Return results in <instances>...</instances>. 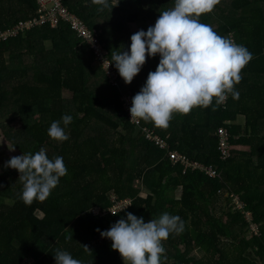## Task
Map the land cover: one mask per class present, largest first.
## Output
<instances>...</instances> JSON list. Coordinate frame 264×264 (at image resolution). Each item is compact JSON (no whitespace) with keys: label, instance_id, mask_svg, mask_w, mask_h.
Segmentation results:
<instances>
[{"label":"trees","instance_id":"obj_1","mask_svg":"<svg viewBox=\"0 0 264 264\" xmlns=\"http://www.w3.org/2000/svg\"><path fill=\"white\" fill-rule=\"evenodd\" d=\"M124 1L109 0L110 5L117 4L112 11H97L100 6L92 0L62 3L88 26L101 30L100 40L111 59L112 52L130 49V37L144 30L142 23L151 21L154 26L157 20L150 17L140 22L131 16L138 12L126 10ZM132 3H144L152 11L166 7V2L158 0ZM169 5L174 6V0ZM226 8L230 22L221 25L220 15ZM35 13L34 0H0V30ZM199 20L219 24L214 31L222 37L234 33L239 44L253 54L241 71L239 84L247 87L241 90L237 84L236 89L240 109L235 111L245 114V129L237 130L222 118L223 113L229 116L230 93L227 110L213 98L207 108L196 107L187 115L174 113L167 128L151 121L141 123L163 137L171 150L212 165L220 172L216 178L198 171L184 173L181 165H172L125 117L121 95L133 98L141 90L148 73L156 70L159 54L147 57L130 89H125L120 75L119 87L109 84L90 50L65 24L38 26L0 41V139L21 155H34L43 148L49 159L63 157L67 168L45 201L34 200L27 206L20 199L19 172L5 167L11 157L2 155L0 264H56V249L68 251L83 264H123L120 253L111 248L112 241L100 232L126 219L128 212L142 216L145 222L165 212L184 221L181 234H170L162 241L161 264H264V0H220ZM131 23L141 28L131 31ZM253 68L259 80L248 85ZM63 115L73 120L66 127L61 121L69 136L61 142L52 139L48 129ZM222 126L229 129L232 148L243 143L249 150L233 149L231 157L223 159L216 135ZM254 139L257 142L252 144ZM175 189H180L178 199ZM234 194L252 212L259 236L250 234L251 223L235 208ZM113 195L130 198V205L115 215L91 213L93 207L111 206ZM68 235L73 239L66 241ZM195 251L202 256L197 258Z\"/></svg>","mask_w":264,"mask_h":264},{"label":"clouds","instance_id":"obj_2","mask_svg":"<svg viewBox=\"0 0 264 264\" xmlns=\"http://www.w3.org/2000/svg\"><path fill=\"white\" fill-rule=\"evenodd\" d=\"M92 3L100 6L97 11H112L117 5H110L109 0H92ZM219 3L220 0H174V7L161 12L154 26L131 35L128 51L111 53L109 65L115 63L126 84L141 71L147 57L160 56L156 70L148 73L145 84L132 98V122L151 121L156 127L167 128L174 113L187 115L195 107L207 108L213 98L217 106L221 105L229 93L233 99H239L234 85L240 83L241 71L253 59V54L199 20ZM72 120L71 115H63L61 120L53 121L48 135L56 141L68 140L61 121L66 127ZM5 167L18 170L23 184L20 199L27 206L34 200L45 201L60 178L67 174L63 157L49 159L43 148L34 155L13 156ZM184 229L179 215L165 212L145 222L142 216L128 212L126 219H119L100 235L112 241L111 248L120 253L124 264H161L165 253L162 241L170 234H181ZM65 239L70 241L73 235ZM84 249L91 252L87 245ZM54 257L56 264H83L60 249L55 250Z\"/></svg>","mask_w":264,"mask_h":264},{"label":"built area","instance_id":"obj_3","mask_svg":"<svg viewBox=\"0 0 264 264\" xmlns=\"http://www.w3.org/2000/svg\"><path fill=\"white\" fill-rule=\"evenodd\" d=\"M36 4V13L23 20L17 21L12 26L0 30V41L10 37H14L24 31L30 30L37 26H49L55 28L61 24H65L76 35L80 42L87 46L90 50L95 65L100 68L104 76L107 78L109 84L113 87L120 86V76L113 64L109 65L111 59L106 53L104 43L100 40L102 32L96 27L88 26L76 13L70 11L67 6L62 3V0H34ZM236 44L240 45L234 33H229ZM109 65V67H108ZM230 101V94H227L226 101L220 105L222 110H227ZM122 109L128 122L137 128L143 135L144 140L154 145L159 150L165 153L166 158L172 165L178 164L183 167V172L198 171L209 178H216L220 176L212 165H206L203 162L192 160L186 154L180 153L176 150H171L169 143L161 137L158 133L149 127L143 126L141 121L136 124L131 121L130 108L132 106V97L129 94H122L120 98ZM218 137V152L223 159H228L232 155L231 134L227 127H219L216 131ZM232 201L245 219L251 223L250 234L253 236L260 235V228L257 224L252 222V212L247 210L245 203L238 195H231ZM112 205L107 209L100 207H93L91 213L94 216H103L105 214L116 213L131 203L130 198L118 199L114 195L111 196Z\"/></svg>","mask_w":264,"mask_h":264},{"label":"crops","instance_id":"obj_4","mask_svg":"<svg viewBox=\"0 0 264 264\" xmlns=\"http://www.w3.org/2000/svg\"><path fill=\"white\" fill-rule=\"evenodd\" d=\"M158 1H164V2H166V7L164 9H162V10L160 8H156L155 10L152 11L144 3L143 4H139L138 3L137 6H135L132 3V0H125L123 7L126 10L127 9L131 10V12H134V13H136V11H137L138 14H136V16L135 15H131V16L138 17V19H140V22H141V21H143L144 18H150V17H156V18H158L161 12H163L165 10H169V9H171V8L174 7V6H170L169 5V3L172 0H168V1L167 0H158ZM133 2H134V0H133ZM226 9L227 10L224 11V13H221V15H220V21H221L220 24L221 25H227L230 22V18H229V15L230 14L227 13L228 12V8H226ZM237 16L238 15H233L232 17H237ZM200 18H201V16H200ZM204 18H205V16H204ZM203 23L204 24H207V22L205 23L204 20H203ZM150 24H151V21H148V22L142 23L141 26H144V31H147V29L150 26ZM207 25H210L213 28V30L219 27V24H217L216 22L213 23V21H211ZM129 26L132 27V30L131 31H134L136 29L138 30V29L141 28L140 25L137 24V23H131V24H129ZM217 34L220 35L219 32ZM46 44H48V42ZM253 70L255 72L254 71H251L248 74V77H249L248 78V81H247V84L248 85H250V84L252 85L253 82H256L257 80H259V78L257 76V73H256L257 69L256 68H253ZM260 70H262V69L260 68ZM131 86H132L131 83L130 84H126L124 82V80H123V87L125 89H127V88L130 89ZM246 87H247L246 84L245 85H240L239 84V88H241V90H244ZM234 89L235 90L238 89V85L237 84L234 85ZM250 103L251 102L249 101L247 103V105L250 104ZM239 109H240V106L238 105V103L235 102V99H233V97L231 96V103H230V106H229V110L227 112V113H229V114H227L229 116H225L224 113H223L222 118H223L224 122L227 123L228 125H231L232 127L236 128L237 130H241L242 131L243 129H245V126H246V116H245L244 113H239V112H236L235 111V110H239ZM235 139H237V141L242 140V139H239V136H235ZM256 142H257V139H254L252 141V144H255ZM249 144H251V143L249 142ZM233 149H234V151H242V152H245V151L249 150V146L244 145L242 143V144H239V145H233L232 150ZM179 191H180V189H175V198L176 199H178L180 197V195H179L180 192ZM141 194H143L142 195L143 197L145 196V193L144 192L141 193ZM219 205L221 206V204H219ZM193 255H195L197 258H200L202 256V254L201 253H198V251H195L193 253ZM122 262L124 264V260H122Z\"/></svg>","mask_w":264,"mask_h":264},{"label":"rangeland","instance_id":"obj_5","mask_svg":"<svg viewBox=\"0 0 264 264\" xmlns=\"http://www.w3.org/2000/svg\"><path fill=\"white\" fill-rule=\"evenodd\" d=\"M8 146L10 148L13 147L10 143H8L6 140H4V138H1L0 139V158L4 157V156H2L3 154L5 156H9V157L21 155L18 151H16V149H14V147H13L14 150H10ZM142 195L143 194H141V196ZM23 264H29V262H25Z\"/></svg>","mask_w":264,"mask_h":264}]
</instances>
